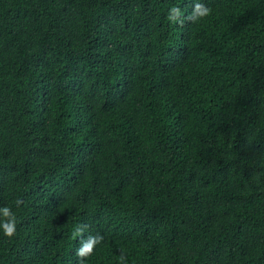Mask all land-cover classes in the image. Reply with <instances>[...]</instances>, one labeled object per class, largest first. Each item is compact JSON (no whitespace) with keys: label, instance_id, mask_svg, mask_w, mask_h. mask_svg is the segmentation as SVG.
<instances>
[{"label":"trees","instance_id":"trees-1","mask_svg":"<svg viewBox=\"0 0 264 264\" xmlns=\"http://www.w3.org/2000/svg\"><path fill=\"white\" fill-rule=\"evenodd\" d=\"M0 264H264V0H0Z\"/></svg>","mask_w":264,"mask_h":264},{"label":"clouds","instance_id":"clouds-1","mask_svg":"<svg viewBox=\"0 0 264 264\" xmlns=\"http://www.w3.org/2000/svg\"><path fill=\"white\" fill-rule=\"evenodd\" d=\"M173 11H177L178 12V10H175V9ZM207 12H208V9L203 8V7L199 6V5L197 6V14L198 15L203 16V15H206ZM172 18L174 19L175 17H172ZM2 211H3V215L4 216H8L9 215V210L7 208L3 209ZM2 226H3L4 232L7 235H9V236L12 235V233L14 231V223L13 222L10 221L8 223L3 224ZM92 245H93V241H89L86 245H84V247L81 249V255L89 253L91 251V249H92Z\"/></svg>","mask_w":264,"mask_h":264}]
</instances>
